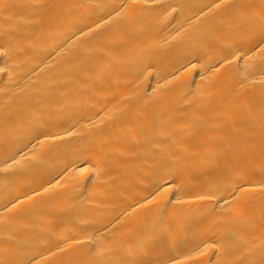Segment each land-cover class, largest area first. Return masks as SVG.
Returning a JSON list of instances; mask_svg holds the SVG:
<instances>
[{"label": "bare ground", "instance_id": "bare-ground-1", "mask_svg": "<svg viewBox=\"0 0 264 264\" xmlns=\"http://www.w3.org/2000/svg\"><path fill=\"white\" fill-rule=\"evenodd\" d=\"M0 264H264V0H0Z\"/></svg>", "mask_w": 264, "mask_h": 264}]
</instances>
